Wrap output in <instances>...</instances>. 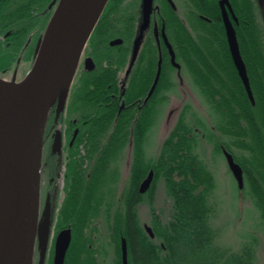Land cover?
Masks as SVG:
<instances>
[{
	"label": "trees",
	"instance_id": "16d2710c",
	"mask_svg": "<svg viewBox=\"0 0 264 264\" xmlns=\"http://www.w3.org/2000/svg\"><path fill=\"white\" fill-rule=\"evenodd\" d=\"M57 1L0 0V76L16 71L23 59L33 62ZM231 3L239 18L236 34L254 103L236 75L216 7V17L208 14V37L186 36L188 40L178 42L177 93L182 96L189 89L192 97L184 93L176 121L150 159L145 155L147 133L155 122L148 116L150 106L143 107V113L141 105L120 110L117 98L110 102L111 93L127 102L115 81V73L124 68L123 47L108 46L113 33L107 30L105 13L99 20L84 52L97 68L86 72L80 66L64 111L57 120L54 109L50 111L44 134L40 213L53 210L56 230H72L64 264H104L108 247L112 263L120 264L122 238L128 264H264V6L255 8L245 0ZM59 124L64 126V151L69 156L62 159L66 188L57 202ZM201 141L214 155L221 156L225 149L241 166L243 187L239 190L235 184L237 193L257 210V227L239 249L220 245L217 184L195 152ZM80 147L84 155H79ZM127 152L124 178L121 161ZM150 170L152 185L140 194L139 185ZM158 183L169 202L165 216L153 207ZM144 204L151 212L153 237L140 220ZM52 255L53 250L47 264H52Z\"/></svg>",
	"mask_w": 264,
	"mask_h": 264
},
{
	"label": "water",
	"instance_id": "95a60500",
	"mask_svg": "<svg viewBox=\"0 0 264 264\" xmlns=\"http://www.w3.org/2000/svg\"><path fill=\"white\" fill-rule=\"evenodd\" d=\"M108 1L58 0L35 46L33 64L26 76L19 82L0 77V264H34L35 250L38 252L37 264H44L53 221V210L40 213L45 127L52 109L55 120L64 111L85 47ZM225 6L232 13L228 0H222L220 8L229 51L247 96L253 103L245 64ZM232 16L235 20L233 13ZM64 63L73 66V75L65 81L62 96L45 107V91ZM93 68L92 59L86 57L85 71ZM160 70L159 63L149 95L156 86ZM56 133L55 146L59 147L60 129ZM223 155L238 188H242L241 167L225 150ZM153 176L150 170L139 185L140 194L150 188ZM28 183L31 187L23 190L21 184L28 186ZM145 229L153 237L151 229L147 226ZM71 238L70 227L58 232L54 240L52 264H64ZM120 250L121 264H128L124 238L120 241Z\"/></svg>",
	"mask_w": 264,
	"mask_h": 264
},
{
	"label": "flooded vegetation",
	"instance_id": "af4514ba",
	"mask_svg": "<svg viewBox=\"0 0 264 264\" xmlns=\"http://www.w3.org/2000/svg\"><path fill=\"white\" fill-rule=\"evenodd\" d=\"M221 1L109 0L103 12L105 18H107V30L113 33L111 34L113 37L108 41V46L123 47L124 68L121 72L117 71L115 73V81L117 80V88H120L127 97V102H125L119 99L118 94L111 93L109 94L110 102L113 98H117L120 110L134 105H141V112L145 109L143 107L149 105L148 116L150 119L156 120L157 117H162L161 115L165 114L162 107L167 106L173 98L177 99L178 96L179 71L176 68L179 56L178 42L188 40L186 36L189 37V40L200 35L204 38L206 34L208 37L209 25L212 24L208 14L211 13L215 16L216 7L220 22L223 25ZM235 1L240 4V0ZM228 2L235 20L226 6L225 9L236 32L239 18L233 9L231 0H228ZM245 3L255 8L257 5L264 6V0H245ZM199 9L201 12H199ZM119 18H121V25L118 23ZM181 25L186 28L188 33L183 34L180 31ZM236 38L240 51L237 34ZM117 40L120 42L115 43ZM228 52L234 66L229 47ZM92 61L94 64L93 71H95L97 65L94 59ZM159 63L161 67L159 79L149 95ZM234 69L241 81L235 66ZM75 131L78 133V129Z\"/></svg>",
	"mask_w": 264,
	"mask_h": 264
},
{
	"label": "rangeland",
	"instance_id": "374dc122",
	"mask_svg": "<svg viewBox=\"0 0 264 264\" xmlns=\"http://www.w3.org/2000/svg\"><path fill=\"white\" fill-rule=\"evenodd\" d=\"M32 60L30 59H23L19 64L18 69L15 71L12 68L7 74L0 76L2 79L6 81H14L19 82L21 81L27 74V72L32 67ZM182 82V81H181ZM184 92V90H183ZM190 90H185V94L190 96ZM178 93L180 91L178 90ZM184 93L182 96L178 94L177 99L173 98L167 106H163L162 110L165 112L164 115L161 117H157L153 125L151 126L150 130L147 133V138L145 141V155L147 158H154L158 148L163 140V138L167 135L170 128L173 126L174 122L177 119V115L181 110V104L185 99ZM192 97V96H190ZM197 107V106H196ZM196 110V109H195ZM66 114V113H65ZM64 114V116H65ZM64 129V126L62 125ZM64 135V132H63ZM66 139L63 141V150L65 149ZM79 155H84L83 147H80ZM61 150V151H63ZM195 152L199 155L200 159L204 161L207 168L213 174L214 179L217 184L218 190V197H219V208H218V216L217 220L215 221V225L219 231V242L222 247H228L232 249H239L244 239L248 237L247 234L253 232V228L256 226V216L257 210L251 204L249 200H245L242 202L241 195L237 193L235 183L229 170L227 168V164L223 158V156L214 155L211 152V147L207 142H198L197 148ZM64 157L69 156L67 152H63ZM240 154L238 150V155ZM68 159V157H67ZM68 161V160H67ZM130 161V152L125 153L123 157V161L121 165L123 169L124 178L128 173V164ZM121 168V171H122ZM66 169V170H65ZM66 172L67 168L64 165L60 166V170L58 172V177L56 179L55 186L57 187L59 198L53 194V189L51 192L52 198L54 197V201L58 198L57 202L61 200V196H64L65 188H66ZM65 175V177H64ZM41 190V188H40ZM167 206H169L168 199L166 197L164 188L162 184L158 183L154 190V204L153 207L160 213L161 216H165L167 212ZM150 210L149 207L144 204L140 207L139 214L141 223L144 225L149 226L150 223ZM54 221V219H53ZM52 231L50 232L49 237V246L46 256L45 264L48 263V259L51 257V252L53 250L54 244V237L56 233L60 230H56V222L52 227ZM108 256L103 259L104 264H113L112 263V249L107 250ZM38 258V256H37ZM36 258V260H37Z\"/></svg>",
	"mask_w": 264,
	"mask_h": 264
},
{
	"label": "bare ground",
	"instance_id": "6f19581e",
	"mask_svg": "<svg viewBox=\"0 0 264 264\" xmlns=\"http://www.w3.org/2000/svg\"><path fill=\"white\" fill-rule=\"evenodd\" d=\"M73 66H68L67 64H62L58 71L56 72L55 76L53 77L52 81L50 82L49 86L45 91L44 96V103L45 107L50 106L57 97L62 96L63 86L67 79H70L73 75ZM31 184L28 183L27 185H22L21 187L23 190L26 188L31 187Z\"/></svg>",
	"mask_w": 264,
	"mask_h": 264
}]
</instances>
